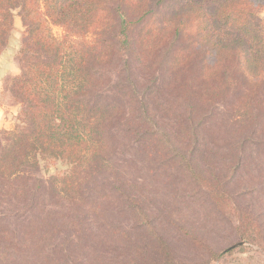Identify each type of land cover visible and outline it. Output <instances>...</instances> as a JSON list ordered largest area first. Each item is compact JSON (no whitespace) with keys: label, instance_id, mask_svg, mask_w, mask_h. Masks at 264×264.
I'll use <instances>...</instances> for the list:
<instances>
[{"label":"trees","instance_id":"16d2710c","mask_svg":"<svg viewBox=\"0 0 264 264\" xmlns=\"http://www.w3.org/2000/svg\"><path fill=\"white\" fill-rule=\"evenodd\" d=\"M262 9L264 0H0V53L17 16L26 29L21 73L10 86L21 123L0 138V176L58 159L67 165L57 177L61 193L79 199L88 180L112 171L115 130L127 125L128 135L175 159L184 180L204 191L203 203L238 215L230 190L238 166H203L199 150L219 100L229 102L242 144L264 132ZM142 69L152 71L145 81L136 72ZM111 71L117 80L108 93ZM160 86L187 100L167 124L155 111ZM133 203L148 219L142 202ZM238 233L249 237L248 228ZM237 246L212 254L218 260ZM158 250L167 259L166 247Z\"/></svg>","mask_w":264,"mask_h":264},{"label":"rangeland","instance_id":"374dc122","mask_svg":"<svg viewBox=\"0 0 264 264\" xmlns=\"http://www.w3.org/2000/svg\"><path fill=\"white\" fill-rule=\"evenodd\" d=\"M260 16L264 19V9ZM52 32L62 35L58 26ZM25 34L17 16L0 53V138L21 123L22 107L10 86L21 73L19 49ZM136 72L145 81L152 71ZM110 74L108 93L117 80L116 73ZM157 89L155 111L165 116L166 124L176 121L187 100L174 88ZM206 125L200 162L238 166L230 187L238 215L226 216L203 203L199 196L204 191L184 180L172 156L159 154L152 142L141 143L127 134V125L121 126L115 130L119 143L112 171L88 180L79 199L61 193L57 177L67 165L58 159L42 160L36 171L0 176V264H264V132L242 144L224 100L215 104ZM134 201L142 202L148 219L138 217ZM242 216L251 222L242 225ZM238 226L248 228L249 237L241 238ZM236 244L232 253L214 258L213 252ZM162 246L167 259L160 261Z\"/></svg>","mask_w":264,"mask_h":264}]
</instances>
